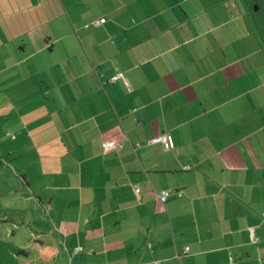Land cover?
I'll list each match as a JSON object with an SVG mask.
<instances>
[{
  "label": "crops",
  "instance_id": "1",
  "mask_svg": "<svg viewBox=\"0 0 264 264\" xmlns=\"http://www.w3.org/2000/svg\"><path fill=\"white\" fill-rule=\"evenodd\" d=\"M163 132L173 149L151 141ZM0 157L44 218L36 248L55 237L81 264H264L252 12L244 0H0Z\"/></svg>",
  "mask_w": 264,
  "mask_h": 264
},
{
  "label": "rangeland",
  "instance_id": "2",
  "mask_svg": "<svg viewBox=\"0 0 264 264\" xmlns=\"http://www.w3.org/2000/svg\"><path fill=\"white\" fill-rule=\"evenodd\" d=\"M7 145L3 144L5 148ZM21 183V178L9 167H0V264H38L40 259L47 257L54 260L53 264H81L85 258L84 253L72 255L73 251L69 252L63 246L56 244L55 237L50 247H35L37 235L31 226L38 227L44 218L41 212H36L33 203L34 216L40 220L34 219L26 206V202L30 201L23 196L17 198L13 194L14 186ZM21 198L25 200L22 201ZM13 207L23 210L17 211ZM21 219L25 224L20 221ZM42 238L45 239L46 236L43 235Z\"/></svg>",
  "mask_w": 264,
  "mask_h": 264
},
{
  "label": "built area",
  "instance_id": "3",
  "mask_svg": "<svg viewBox=\"0 0 264 264\" xmlns=\"http://www.w3.org/2000/svg\"><path fill=\"white\" fill-rule=\"evenodd\" d=\"M105 21V18H100V19H96L94 21L95 24H99L101 22ZM123 78L124 79V76L122 74H117V75H114L111 77V81H115L117 78ZM15 136V135H13ZM151 141H160L164 144L165 148L166 149H173L175 147V141H174V138H173V135L170 133V132H163V133H160L158 136H156L155 138H153ZM123 146V143L122 142H116V141H108L104 144V150L105 151H108V150H116V151H119ZM1 162V161H0ZM140 188L139 186L136 187V191L139 192ZM172 193V190L170 189H163L161 191L158 192V195L159 197L162 199V200H166L168 196H170ZM177 194L178 195H181V192L180 191H177ZM254 228L251 227L250 228V234H251V237H252V240L253 241H257L258 238L256 237L255 235V232H254ZM80 249V248H78ZM77 249V250H78ZM186 249H189V247L187 246Z\"/></svg>",
  "mask_w": 264,
  "mask_h": 264
},
{
  "label": "trees",
  "instance_id": "4",
  "mask_svg": "<svg viewBox=\"0 0 264 264\" xmlns=\"http://www.w3.org/2000/svg\"><path fill=\"white\" fill-rule=\"evenodd\" d=\"M253 14L259 34L264 42V0H244ZM36 245V241H35Z\"/></svg>",
  "mask_w": 264,
  "mask_h": 264
}]
</instances>
